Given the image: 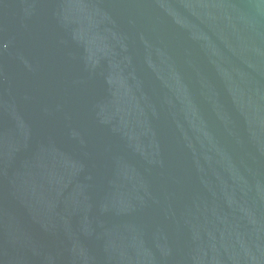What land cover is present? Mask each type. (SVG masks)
I'll use <instances>...</instances> for the list:
<instances>
[{
  "label": "water",
  "instance_id": "water-1",
  "mask_svg": "<svg viewBox=\"0 0 264 264\" xmlns=\"http://www.w3.org/2000/svg\"><path fill=\"white\" fill-rule=\"evenodd\" d=\"M0 264H264V0H0Z\"/></svg>",
  "mask_w": 264,
  "mask_h": 264
}]
</instances>
